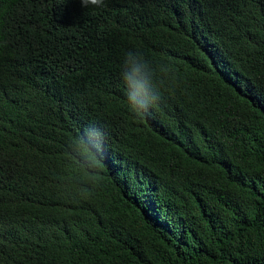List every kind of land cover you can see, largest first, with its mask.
Masks as SVG:
<instances>
[{
  "label": "trees",
  "instance_id": "trees-1",
  "mask_svg": "<svg viewBox=\"0 0 264 264\" xmlns=\"http://www.w3.org/2000/svg\"><path fill=\"white\" fill-rule=\"evenodd\" d=\"M0 264H264V0H0Z\"/></svg>",
  "mask_w": 264,
  "mask_h": 264
},
{
  "label": "clouds",
  "instance_id": "clouds-1",
  "mask_svg": "<svg viewBox=\"0 0 264 264\" xmlns=\"http://www.w3.org/2000/svg\"><path fill=\"white\" fill-rule=\"evenodd\" d=\"M82 7L101 8L104 0H80ZM125 88V98L129 110L137 116L147 118L162 101V82L155 78V69L150 61L137 52H127L121 71ZM93 133L89 142L88 132ZM82 156L78 157L81 168V182L87 185L90 194L100 182L99 165L104 155V136L102 129L95 125L85 126L80 134ZM90 166V167H89Z\"/></svg>",
  "mask_w": 264,
  "mask_h": 264
}]
</instances>
